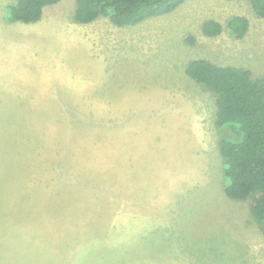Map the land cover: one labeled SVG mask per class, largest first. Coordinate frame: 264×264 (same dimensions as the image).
<instances>
[{
    "label": "rangeland",
    "instance_id": "obj_1",
    "mask_svg": "<svg viewBox=\"0 0 264 264\" xmlns=\"http://www.w3.org/2000/svg\"><path fill=\"white\" fill-rule=\"evenodd\" d=\"M17 2L0 0V264H264L250 202L223 190L233 130L186 74L207 59L264 78L251 2L188 0L125 27L74 22L76 0L8 23Z\"/></svg>",
    "mask_w": 264,
    "mask_h": 264
},
{
    "label": "trees",
    "instance_id": "obj_2",
    "mask_svg": "<svg viewBox=\"0 0 264 264\" xmlns=\"http://www.w3.org/2000/svg\"><path fill=\"white\" fill-rule=\"evenodd\" d=\"M61 0H18L9 8L8 23H38L45 8ZM73 20L89 24L108 18L119 27L138 25L176 11L188 0H76ZM259 17H264V0H248ZM250 27L246 17L235 16L228 23L231 36L245 37ZM205 33L216 37L223 32L220 22L205 24ZM186 74L197 84L217 94L216 122L231 127L232 135L220 141L225 160L223 190L236 201H249L251 212L264 233V78H251L248 70L218 66L207 59L191 61ZM237 139V140H230Z\"/></svg>",
    "mask_w": 264,
    "mask_h": 264
},
{
    "label": "crops",
    "instance_id": "obj_3",
    "mask_svg": "<svg viewBox=\"0 0 264 264\" xmlns=\"http://www.w3.org/2000/svg\"><path fill=\"white\" fill-rule=\"evenodd\" d=\"M118 138H121V136H120V137H118ZM43 139H45V138L43 137ZM61 140H62V139H61ZM61 140H60V141H61ZM55 149H56V146L54 147V150H55Z\"/></svg>",
    "mask_w": 264,
    "mask_h": 264
}]
</instances>
